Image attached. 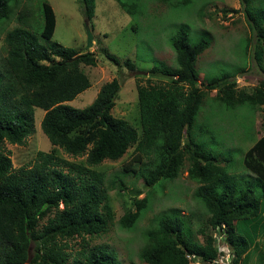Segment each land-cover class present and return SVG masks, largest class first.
Wrapping results in <instances>:
<instances>
[{"label": "trees", "instance_id": "16d2710c", "mask_svg": "<svg viewBox=\"0 0 264 264\" xmlns=\"http://www.w3.org/2000/svg\"><path fill=\"white\" fill-rule=\"evenodd\" d=\"M18 1L0 0V22L12 15ZM38 1L42 16L39 30L15 26L3 36L6 54L0 61V264H120L112 249L89 246L85 237L104 233L114 218L105 172L97 167L105 160H118L129 148L130 160L123 172L139 171L143 184L151 189L176 178L187 162V176L197 183L194 196L204 207L211 230L221 236L231 254V264H241L264 223V136L241 156V164L255 174L256 182L237 184L227 164H223L232 158L231 153H222L200 140L203 134L214 138V130L208 124L200 125L196 133L194 130L210 90H216L213 98L226 111L234 113L244 105L254 110L264 105V79L248 91L237 88L233 77L222 73L202 86L197 82L195 63L208 44L202 38L189 41V26L179 24L170 37L175 67L153 60L149 69L151 74L167 80L147 79L145 84H136L138 133L126 119L111 113L121 86L117 78L103 83L87 106L78 108L68 103L91 85L81 65H96L97 54L87 49L44 45L40 38L52 37L55 13L46 0ZM116 1L127 14L139 16L145 14L149 3ZM157 1L173 8L193 2ZM78 2L93 31L90 19L94 1ZM241 2L248 6L247 0ZM247 10L245 14L250 18ZM27 14L23 10L16 17L24 22ZM262 21L253 18L252 24L264 45ZM262 51H254L256 59ZM107 58L117 63L115 57ZM125 65L133 67L130 59ZM35 107L44 111L40 128L49 142L82 160H68L54 149L39 150L31 165L14 168L5 144H26L34 131ZM221 155L223 158H219ZM149 195L132 200V207L118 219L123 228L134 227L144 216ZM239 225L242 230L244 225L249 226L253 237L240 232ZM144 235L146 243L139 259L148 264H190L191 258L212 262L223 252L212 233L205 234L201 242L190 239L177 211L159 214ZM76 237L81 239L80 248L70 257L68 241ZM28 250L31 260L27 263Z\"/></svg>", "mask_w": 264, "mask_h": 264}, {"label": "rangeland", "instance_id": "374dc122", "mask_svg": "<svg viewBox=\"0 0 264 264\" xmlns=\"http://www.w3.org/2000/svg\"><path fill=\"white\" fill-rule=\"evenodd\" d=\"M46 1L54 10L55 28L49 40L40 38L42 43L46 46L62 45L79 50L87 49L97 54L96 65H81L91 85L68 103L78 108L87 106L93 101L103 83L117 78L121 86L111 113L126 119L138 133L140 126L136 84H145L147 79L153 82L167 80L159 74H151L149 69L154 64L153 60L175 67L170 37L179 24L189 26V41L194 42L202 38L208 44V48L199 55L195 63L197 82H201L202 86L206 80L222 73L230 74L237 88L248 91L252 90L259 80L264 79V45L257 39L256 26L252 24L253 18H263L264 22V0H247L246 7L243 4L245 2L242 3L241 0H193L189 6L180 5L176 8L157 0H144L149 3L143 16L127 14L116 0H93L95 9L90 19L94 27L93 39L88 48L83 5L78 0ZM245 8H248L250 18L246 16ZM23 10L28 11V14L25 21L21 22L16 16ZM41 23L39 1L19 0L12 15L0 22V61L6 54L3 42L6 31L15 26L38 31ZM258 48H263V51L260 58L256 59L254 51ZM107 55L115 57L117 63L108 59ZM126 59L131 60L132 68L125 65ZM215 91L210 90L206 94L194 131L196 133L200 125L208 124L214 130V138L203 134L200 140L222 153H231L232 158L223 164H227L228 172L234 176L237 184H245V181L254 184L256 176L243 167L241 156L257 138L264 136V105L254 109L255 111L244 105L232 113L218 107L213 98ZM43 113L41 108H34V131L27 138L25 145L5 144L11 152L14 168L31 165L39 150L49 152L54 149L57 155L72 161L83 159L67 155L49 142L40 128ZM131 150L132 148H129L118 160H105L97 167L105 172V188L114 218L104 233L85 237L89 246L106 245L116 253L120 264H148L139 259L140 250L146 243L145 231L155 223L159 214L177 211L186 223L190 239L201 242L205 234L212 233L218 247L223 250L217 263L191 258L190 264H231V254L220 239L221 236L211 230L208 215L194 196L197 183L187 176V162L176 178L163 182L161 187L151 189L143 184L139 171L123 172V166L130 160ZM254 186L259 189L257 185ZM148 192V208L144 216L134 227L123 228L118 222L119 217L127 208L132 207L134 198L141 199ZM238 229L247 236L254 235L249 226L244 225L242 230L239 225ZM263 241L264 223L259 228L247 258L241 264H263ZM80 242L79 237L68 241L67 251L70 257L80 248Z\"/></svg>", "mask_w": 264, "mask_h": 264}, {"label": "water", "instance_id": "95a60500", "mask_svg": "<svg viewBox=\"0 0 264 264\" xmlns=\"http://www.w3.org/2000/svg\"><path fill=\"white\" fill-rule=\"evenodd\" d=\"M85 31H86V37H87V47H90L92 45V39H93V34L92 31L88 25V21L85 20L84 23ZM31 260V252L28 250V255H27V263Z\"/></svg>", "mask_w": 264, "mask_h": 264}, {"label": "built area", "instance_id": "2783aa9c", "mask_svg": "<svg viewBox=\"0 0 264 264\" xmlns=\"http://www.w3.org/2000/svg\"><path fill=\"white\" fill-rule=\"evenodd\" d=\"M218 249H219L220 251H222V249H220L219 247H218ZM189 257H190V256H189ZM192 257H193V256H192ZM190 258H191V257H190ZM217 259L220 260L219 257H218ZM217 259H216V260H213L212 263H217V261H218Z\"/></svg>", "mask_w": 264, "mask_h": 264}]
</instances>
